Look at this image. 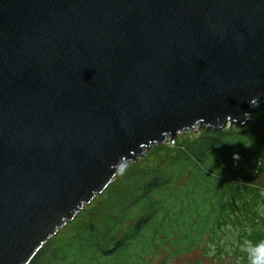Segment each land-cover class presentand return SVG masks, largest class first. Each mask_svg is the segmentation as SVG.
<instances>
[{
    "label": "water",
    "instance_id": "95a60500",
    "mask_svg": "<svg viewBox=\"0 0 264 264\" xmlns=\"http://www.w3.org/2000/svg\"><path fill=\"white\" fill-rule=\"evenodd\" d=\"M264 105V0H0V264H29L128 163Z\"/></svg>",
    "mask_w": 264,
    "mask_h": 264
},
{
    "label": "trees",
    "instance_id": "16d2710c",
    "mask_svg": "<svg viewBox=\"0 0 264 264\" xmlns=\"http://www.w3.org/2000/svg\"><path fill=\"white\" fill-rule=\"evenodd\" d=\"M257 109L246 126L206 127L192 140L189 133L175 139V148L158 145L164 159L141 158L84 209L94 210L91 218L74 219L29 264H147L161 252L166 264L202 245L227 222L234 192L264 159V106Z\"/></svg>",
    "mask_w": 264,
    "mask_h": 264
},
{
    "label": "rangeland",
    "instance_id": "374dc122",
    "mask_svg": "<svg viewBox=\"0 0 264 264\" xmlns=\"http://www.w3.org/2000/svg\"><path fill=\"white\" fill-rule=\"evenodd\" d=\"M259 105L260 104H256L255 106L258 107ZM257 111L258 109L254 110L251 117L253 115L255 118V116L258 115ZM251 122L252 118L249 123ZM252 126H256V120H254ZM199 130L202 129L200 128ZM198 131L180 133L179 137L189 133V140H192V138L198 135ZM167 144L168 147L175 148L178 146L179 142L177 141L171 144L168 142ZM182 144L184 145L183 142ZM149 152L153 154L157 161L160 158L164 159L167 155L159 151L158 145L152 146L147 151V154ZM144 157L145 156L141 158ZM163 161L162 164H164ZM135 165L136 163H128L124 171L118 173L116 177L117 185L123 180L125 174L134 168ZM258 166V169L254 171L253 176L248 182L234 192L232 197V209L227 216V222L218 227L215 232H212L210 237L203 241L204 243L202 245L178 256L170 257L166 260V264H251L247 246L249 244L252 246L264 245V159H260ZM124 172L125 174L121 177V174ZM114 182L111 183L107 189L111 187ZM104 192L97 197H101ZM93 212L94 210H91V208L81 211L76 217L79 220L78 224H84L91 218ZM258 255L257 264H264V247L259 248ZM166 257V254L161 252L159 255L147 258V264H162L165 259H167Z\"/></svg>",
    "mask_w": 264,
    "mask_h": 264
},
{
    "label": "clouds",
    "instance_id": "9594fccd",
    "mask_svg": "<svg viewBox=\"0 0 264 264\" xmlns=\"http://www.w3.org/2000/svg\"><path fill=\"white\" fill-rule=\"evenodd\" d=\"M234 159H238V156H234ZM247 247L249 249L248 255L251 264H257L259 258V248L264 247V245L252 246L249 244Z\"/></svg>",
    "mask_w": 264,
    "mask_h": 264
},
{
    "label": "built area",
    "instance_id": "2783aa9c",
    "mask_svg": "<svg viewBox=\"0 0 264 264\" xmlns=\"http://www.w3.org/2000/svg\"><path fill=\"white\" fill-rule=\"evenodd\" d=\"M174 140H175V139H171V140H169V142H170V143H174Z\"/></svg>",
    "mask_w": 264,
    "mask_h": 264
}]
</instances>
